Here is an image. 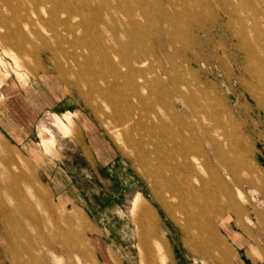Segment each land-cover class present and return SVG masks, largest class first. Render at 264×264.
<instances>
[{
	"label": "rangeland",
	"instance_id": "1",
	"mask_svg": "<svg viewBox=\"0 0 264 264\" xmlns=\"http://www.w3.org/2000/svg\"><path fill=\"white\" fill-rule=\"evenodd\" d=\"M73 1V6L90 9L84 19L91 24L86 36L92 43L86 51L91 58L98 60L103 50L119 51L125 57L124 51L147 48L153 76L166 58L157 51L156 46H161L175 62V67L170 66L167 59L165 66L182 90L156 85L154 91L163 104L170 98L175 110L192 113L187 98H198L211 108L212 119H207L210 114L200 119L184 115L182 121L210 129L221 125L223 134L218 138L223 151L209 157L212 171L206 174L216 178L214 187L208 188V200L217 206L212 208L207 199L203 202L210 214L205 212L206 237L186 230L183 215L137 150L146 148L140 144V134L130 135L129 141L128 124L114 120L101 95L83 82L82 73L74 74L61 50L52 45L38 51L30 48L16 63L0 48V211L11 232L18 230L21 240L28 234L35 243L29 256L15 240L24 263L10 255L0 264H264V108L243 81L248 56L235 48V35L225 32L227 18L221 20V10L233 9L231 2L196 6L194 19L178 21L188 25L198 21L195 34L200 43L195 46L202 60L190 64L196 78L189 81L191 86L198 82L203 86L190 95L184 84L189 79L185 65L189 51L183 50L180 35L174 34L176 44L172 43V26L164 19V14L174 16L182 10L174 6L176 0H112L123 19L109 20L105 12L108 26L96 18L98 0ZM131 8L143 13L154 33L164 35L162 42L154 43L130 22L122 26ZM211 13L219 14L216 23L202 18ZM203 135L198 128L196 136ZM199 154L196 158L203 162V153ZM12 186L24 194L26 209ZM60 195L76 200L60 203ZM139 207L155 234L142 229ZM1 236L4 248L10 247Z\"/></svg>",
	"mask_w": 264,
	"mask_h": 264
},
{
	"label": "bare ground",
	"instance_id": "2",
	"mask_svg": "<svg viewBox=\"0 0 264 264\" xmlns=\"http://www.w3.org/2000/svg\"><path fill=\"white\" fill-rule=\"evenodd\" d=\"M98 1L100 13L96 18L99 21L101 20L106 26L109 25L103 19V13L105 12L109 14V20L119 21L121 14L117 11L118 7L115 8L112 0ZM225 1H230L232 4L230 7L233 8L231 10L223 8L221 10L220 8L221 20L225 18L228 20V27H226L225 32L235 35L232 40L235 48L245 52L246 56H248L244 60L245 66L243 68L246 71V78H243V81L248 86L247 91L264 108V0ZM214 2L219 6L217 0H208L206 4L198 3L194 0H176L173 2L174 6L176 5V8H182V10H177L174 16L164 14V19L167 22L170 21L172 26L170 30L172 43L176 44L174 34L180 35L184 44L183 50L189 51L185 60V65L189 70V79L185 80L184 84L188 87L190 95H193L192 91H202L201 87L203 86V84L199 85L198 81H196L198 85L194 83L195 85L191 86L190 84L192 83L189 81L190 79L193 81L196 78L190 64L192 62L197 64L198 60H202L199 47L196 49L195 46L196 43H200V39L197 40L195 34L198 21L194 20L189 25L178 23V21L183 20V17L194 19L192 11L195 10L196 6L207 7L208 4ZM73 4L74 1L72 3V0H0V48L6 55L12 56L16 63L24 57V54L30 48L38 51L39 48H50L52 45L54 48L61 50L65 54V61L70 66H73L70 68L74 74L82 73L84 76L83 82L89 86L91 91H96L101 95L112 111L114 120H122V123L128 124L126 126L130 129L129 131L127 130L128 134L130 133L128 135L129 141L131 140L132 143L133 140L130 139V135L134 137L136 134H140V144L145 145L146 148L137 150L142 153L143 157L148 159L147 164L150 166V174L158 176L157 182L159 186L166 188L165 190L173 199V204H175L177 211L183 215L186 221L185 229L197 237H206L207 228L205 221H208V219L205 220L206 211H204L203 202L207 199L212 208L216 205L212 204V200H208V197L211 196L208 188L214 187L212 181L216 178L213 176L214 178L211 180L206 174L212 171L210 170L209 157H218L222 150L221 142H219L218 138L223 134L219 131L221 125L214 124L210 129L202 123L193 126L182 121V116L184 115H192L200 119L201 115L208 117L210 114L212 117L209 116L210 118L207 119L213 118L211 108L204 106L203 102L198 98L190 100L187 98L188 96L186 97L189 100L186 103H190L192 113L183 111L184 113L182 112V114L175 110L174 106H172L175 102L173 101L172 103L170 98H167L168 101L163 104V101L157 96V92L154 91L156 85L159 84L162 89H167L170 84L174 88L173 90L177 87H179V92H182V90L177 81L168 73L167 66H165L169 60L170 66L173 65L175 67V62L169 54L167 55V50L161 46H156L157 51L162 56L164 54L166 58H163L165 61L163 65L161 63L160 66L162 68L160 67V71L153 73V76L151 74L154 70H151L153 68L148 66L149 62H147L150 57L148 55L150 51L146 50L147 48L145 50H132L130 54L124 51L125 57L119 51L115 52L112 50L109 52L103 50L104 53L101 58H98V60L91 58V55L86 52L92 47V43L86 39L88 32H90L88 29L91 28V24L84 19L85 11L89 8L82 7L80 4L73 6ZM169 4L171 5V3ZM111 9L115 12H111ZM91 11L94 12L93 9ZM220 16L219 14L211 13L202 18L206 20L213 19L216 23L217 18ZM124 18L126 21L122 22L124 23L122 26L126 25L125 22H130L143 34H149L154 43L157 40L161 42L164 40V35L159 32H153L143 13L137 14L131 8V10L125 12ZM234 18L236 19L234 20ZM250 36H254V40ZM46 37L51 39L53 43ZM179 92L177 91L176 93L178 94ZM183 96H186V94ZM159 105H161V111ZM173 124H177V129L173 128ZM180 124L182 125L180 126ZM198 128L204 132L203 136H196ZM212 130L216 133V137H211ZM199 153H203L204 160L201 158L203 162H198L200 158H196ZM11 191L12 193L14 191L17 192L16 187L12 186ZM16 198L19 201H23V206L20 203L23 210L24 207L25 209L28 207L24 201L26 200L24 194L17 192ZM0 205H3L1 195ZM138 214H141V219L144 222L142 229L155 234V227L146 225V217L144 214L142 215L140 207L138 208ZM4 223L5 218L2 217L0 211V225L4 229L0 231L1 239L10 245V247L4 248L3 242H0V260L4 257L3 261L5 262L9 260L11 255L19 258L24 263V257L22 252L18 251L15 240L23 246V250L29 256L33 255L29 248L35 245L34 240L27 233L24 239L21 240L19 231L14 230V232H11ZM12 248H15L16 252Z\"/></svg>",
	"mask_w": 264,
	"mask_h": 264
},
{
	"label": "crops",
	"instance_id": "3",
	"mask_svg": "<svg viewBox=\"0 0 264 264\" xmlns=\"http://www.w3.org/2000/svg\"><path fill=\"white\" fill-rule=\"evenodd\" d=\"M60 200H62V201H60ZM71 200H73V202H75L76 198L75 197H71V196H70V198H68V197H66L64 195H60V197H59L60 203H62L63 201H67L68 203H70Z\"/></svg>",
	"mask_w": 264,
	"mask_h": 264
}]
</instances>
